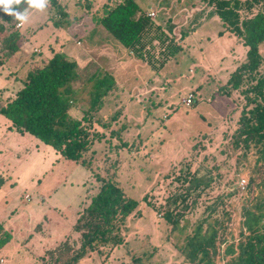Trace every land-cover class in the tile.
<instances>
[{
  "label": "rangeland",
  "instance_id": "rangeland-1",
  "mask_svg": "<svg viewBox=\"0 0 264 264\" xmlns=\"http://www.w3.org/2000/svg\"><path fill=\"white\" fill-rule=\"evenodd\" d=\"M58 1L67 12L60 26L52 23L63 19L50 1L44 10L26 3L15 9H27L28 20L17 26L14 17L19 47L4 53L0 85L10 72L22 78L57 55L75 63L65 85L72 99L68 116L80 119L101 100L94 117L112 127L91 126L100 140L72 160L31 134L10 130L9 120L0 114V222L11 235L0 249V264H68L80 241L69 224L98 191L96 175L112 178L128 197L138 200L141 215L126 218L119 231L122 244L91 251L78 264H189L178 246L221 197L225 203L212 217L220 218L222 208L232 215L216 261L224 264V249L237 241L242 226V205L255 196L253 187L248 189L247 162L236 164L227 145L245 104L242 90L251 80L229 95L222 90L229 73L245 59L247 47L208 9L200 11V0H135L146 13L155 12L150 17L166 32L177 28L172 33L181 49L155 70L93 23L91 17L102 13L105 0ZM3 15L0 6V22ZM168 17L170 24L165 23ZM33 47L40 52L31 56ZM260 53L262 72L264 41ZM157 55L154 67L162 60L161 53ZM189 93L195 98L186 106L182 99ZM3 94L0 105L9 95ZM193 172L202 183L172 231L158 208H164L167 197L185 190ZM51 237L57 238L46 239Z\"/></svg>",
  "mask_w": 264,
  "mask_h": 264
},
{
  "label": "trees",
  "instance_id": "trees-1",
  "mask_svg": "<svg viewBox=\"0 0 264 264\" xmlns=\"http://www.w3.org/2000/svg\"><path fill=\"white\" fill-rule=\"evenodd\" d=\"M49 1L58 8L63 19H53L52 23L60 26L67 12L58 0ZM200 1L223 22L225 31L233 33L247 47L245 59L229 73L222 88L223 95H229L231 90H240L246 81L251 80V84L242 90L245 104L227 145L236 155V164L247 162L248 189L253 187L255 196L250 204L244 202L242 205V226L237 241L224 249V264H264V70L259 72L262 63L260 45L264 41V0ZM13 7L16 9L18 5ZM102 9L99 16L91 17L93 23L105 27L135 57L150 64L153 69L162 68L181 49L179 39L172 33L174 28L166 32L135 0H105ZM2 20L0 67L4 62L2 53H14L20 39V32L14 28V16L5 13ZM165 23L170 24L171 19ZM160 53L162 60L154 67L155 61L160 59L157 55ZM74 64L73 61L60 60L55 55L48 63L29 70L20 79L22 86L15 96L0 105V114L9 120L7 127L10 130L31 134L60 155L78 160L95 139L100 140L99 134L91 126L99 123V128L110 129L112 123L94 117L95 107L101 104V100H97L95 106L84 112L80 119L73 120L68 116L72 99L65 85L69 77L74 75ZM85 125L90 127L87 129ZM90 131L91 135L88 134ZM115 133L120 138L119 131ZM122 145L128 144L123 142ZM96 177L101 185L73 224L80 241L68 264H78L89 252L100 251L108 244L113 247L122 244L123 238L119 231L126 218L131 214L141 215L138 200L128 197L112 178ZM187 181L183 192L167 197L164 208H158L172 231L178 228L189 207L188 199L202 183L196 181V172ZM203 182L204 185L209 183L208 180ZM231 194L227 193L226 196ZM148 203L155 207L150 201ZM224 203L225 198L221 197L207 207L209 211L206 216L195 224L185 241L178 246L189 264H216L220 257L219 246L225 241L223 234L227 231L232 215L224 208L220 218L212 217V214ZM10 240V233L0 222V249Z\"/></svg>",
  "mask_w": 264,
  "mask_h": 264
},
{
  "label": "crops",
  "instance_id": "crops-1",
  "mask_svg": "<svg viewBox=\"0 0 264 264\" xmlns=\"http://www.w3.org/2000/svg\"><path fill=\"white\" fill-rule=\"evenodd\" d=\"M200 3H201V5H200V8H199V10L200 11H203V10H206V9H208L207 10V12L208 13H211L210 12V10H211V8L210 7H208L205 3H203V2H201L200 1ZM144 11H146V10H144ZM152 11V10H151ZM147 12V11H146ZM185 17H186V15H184V19H185ZM168 19H171V17H168ZM22 25V24H21ZM20 25V26H21ZM173 28H174V30L176 29L177 30V28H176V25H174L173 26ZM25 46H26V43H24V44H22V47L23 48H25ZM31 50V49H30ZM40 51H39V49L38 48H36V47H33L32 48V50L31 51H29V53H30V55L31 56H33L34 55V53H39ZM4 53H5V51L2 53L3 54V58H4ZM2 67V66H1ZM5 78H7V79H5V81H2L1 82V85H0V94H5V95H7V94H11L12 93V91L14 92V94H13V96L11 97V98H13L14 96H15V94H16V92L20 89V87L22 86V83H21V81H20V79L21 78H19L18 76H15V77H12V72H10L8 75H5ZM21 83V86H19V87H17V82L18 81ZM3 94V95H4ZM9 95L6 97V100H5V102L8 100V98H9ZM10 99V98H9ZM89 202V201H88ZM87 202V203H88ZM86 203V204H87ZM85 204V205H86ZM84 205V206H85ZM83 206V207H84ZM83 207H81L80 209H78L77 211H82V209H83ZM76 211V212H77ZM79 212L77 213V214H75V219H72L71 221H70V226L71 225H73L74 224V222L76 221V219H77V217H78V215H79ZM68 224V223H67ZM57 237H51V238H46L48 241H50L49 239H56ZM32 243V240H30V242L27 244V245H29L30 246V244Z\"/></svg>",
  "mask_w": 264,
  "mask_h": 264
},
{
  "label": "clouds",
  "instance_id": "clouds-1",
  "mask_svg": "<svg viewBox=\"0 0 264 264\" xmlns=\"http://www.w3.org/2000/svg\"><path fill=\"white\" fill-rule=\"evenodd\" d=\"M22 3H26L29 7L44 10L49 0H0V6H2L3 11L8 15L14 16L21 24L26 23L28 20L27 9L21 12L15 10L13 6Z\"/></svg>",
  "mask_w": 264,
  "mask_h": 264
},
{
  "label": "built area",
  "instance_id": "built-area-1",
  "mask_svg": "<svg viewBox=\"0 0 264 264\" xmlns=\"http://www.w3.org/2000/svg\"><path fill=\"white\" fill-rule=\"evenodd\" d=\"M148 15L151 16V17H154L155 16V12L154 11H151V12H148ZM21 23H17V26H20ZM195 96L193 93H189L185 98L182 99L183 103L186 105V106H189L193 103V100H194Z\"/></svg>",
  "mask_w": 264,
  "mask_h": 264
}]
</instances>
